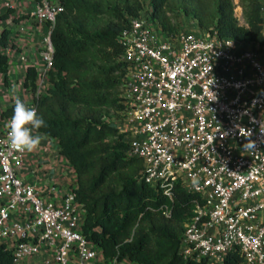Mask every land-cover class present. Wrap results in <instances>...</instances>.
<instances>
[{"label":"built area","instance_id":"obj_1","mask_svg":"<svg viewBox=\"0 0 264 264\" xmlns=\"http://www.w3.org/2000/svg\"><path fill=\"white\" fill-rule=\"evenodd\" d=\"M62 10L60 0H34L28 20L51 30ZM145 12L151 10L131 18L118 37L123 111L110 123L123 134L128 156L142 160L145 183L168 200L176 183L200 197L180 239L183 259L222 264L237 251L242 264H264V52L194 24L167 33ZM261 17L264 40V1ZM49 35L36 95L52 67ZM11 116L0 132V244L10 250L11 264L35 260L41 246L52 250L53 264L104 262L82 236V206L73 191L58 203L57 186L40 190L21 179L26 152L10 146Z\"/></svg>","mask_w":264,"mask_h":264},{"label":"trees","instance_id":"obj_2","mask_svg":"<svg viewBox=\"0 0 264 264\" xmlns=\"http://www.w3.org/2000/svg\"><path fill=\"white\" fill-rule=\"evenodd\" d=\"M264 0H238L245 24L234 15L233 0H149L146 17L167 33L177 27V15L191 19L201 31H215L220 38L257 44L261 36ZM63 10L50 30L52 67L47 72L51 88L36 95V70L25 69L23 87L33 96L37 115L46 127L38 130L58 143V154L75 172L72 190L84 209L82 236L96 245L103 260L115 264L126 259L135 264H213L204 259H183L179 253L184 226L193 215L198 195L187 193L180 183L168 200L157 187L145 183L143 162L127 154L123 134L105 119L106 110L120 116L119 94L125 64L118 43L130 19L144 14L141 0H60ZM149 11V10H146ZM21 15L13 20L27 18ZM2 30L0 46L8 44ZM8 58L0 52V76L7 84ZM28 106L27 104H25ZM29 107V106H28ZM14 105L1 112L13 114ZM163 206L169 216L163 214ZM11 252L0 244V264H11ZM222 264H242L239 252L227 254Z\"/></svg>","mask_w":264,"mask_h":264},{"label":"crops","instance_id":"obj_3","mask_svg":"<svg viewBox=\"0 0 264 264\" xmlns=\"http://www.w3.org/2000/svg\"><path fill=\"white\" fill-rule=\"evenodd\" d=\"M8 3L7 8L5 4ZM34 7V0H0V34L2 30L9 31L8 44L5 49L0 46V52L5 53L8 58V72L6 78L8 86L4 85V76H0V112L7 109L11 99H14V92L19 90L20 99L28 103L29 96L22 86L25 69L33 67L37 72L42 67V52L45 50L43 39L50 32L46 24L32 23L27 18L15 22L13 19L28 14ZM23 27V31L19 30ZM25 58L22 64L20 58ZM45 81V78L43 79ZM48 82L43 83L45 93L51 88L44 87ZM47 88V86H46ZM42 95V94H40ZM32 105V104H31ZM8 117L0 116V132L6 128ZM43 138L39 147L32 152H26L23 165L19 175L24 182L35 184L40 190L44 186L55 185L59 189L57 202L60 203L62 196L75 188V172L65 158L58 154V143L55 139H48L41 133ZM80 215L83 220L84 210L80 207ZM1 243V240H0ZM40 255L28 264H53L52 250L41 246ZM72 264H74L72 262ZM98 264H109L99 262ZM117 264H135L126 259Z\"/></svg>","mask_w":264,"mask_h":264},{"label":"clouds","instance_id":"obj_4","mask_svg":"<svg viewBox=\"0 0 264 264\" xmlns=\"http://www.w3.org/2000/svg\"><path fill=\"white\" fill-rule=\"evenodd\" d=\"M28 106L17 96L8 125L10 146L19 152L35 151L43 137L34 132L47 126L44 119L37 115L36 109ZM245 146L249 149L253 148L252 142H248Z\"/></svg>","mask_w":264,"mask_h":264},{"label":"rangeland","instance_id":"obj_5","mask_svg":"<svg viewBox=\"0 0 264 264\" xmlns=\"http://www.w3.org/2000/svg\"><path fill=\"white\" fill-rule=\"evenodd\" d=\"M142 2H143V9L146 11V10H149L150 9V6H149V0H141ZM233 3H234V15H235V17H236V19H237V21H238V23L240 24V25H244L245 24V21H244V17H243V14H242V7H241V5L238 3V0H233ZM174 25L176 26V28L177 27H182V26H185L184 27V29H191V27H192V25H193V23H192V20L191 19H187V18H184V17H182L181 15H177L176 16V19H174ZM38 81H40V78H39V80ZM44 82H48V84H46L45 85V89L47 90L48 89V86H50L51 84H50V82L48 81V77H46L45 78V81ZM22 84H23V81H22ZM5 85V84H4ZM6 87L8 86V81H7V84L5 85ZM23 86V85H22ZM46 86H47V88H46ZM38 88V87H37ZM27 92H28V94H29V96H28V98H27V101H28V103H25V101H24V103L25 104H27V105H31V104H33V96H32V94L28 91V90H26ZM40 92H41V94H45V91H43V89H40ZM36 94V93H35ZM17 96L20 98V96H19V90H17V91H15L14 92V99H11V101H10V106H12V105H14V103H15V99L17 98ZM114 98H119V94L117 95H115L114 96ZM9 106V107H10ZM8 107V108H9ZM6 110V109H5ZM4 111V110H3ZM0 114H1V112H0ZM1 116V115H0ZM118 118H119V115L116 113V111H114V110H112V109H110V110H106V112H105V119H106V121H108V122H113V121H117L118 120Z\"/></svg>","mask_w":264,"mask_h":264}]
</instances>
